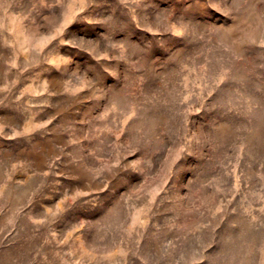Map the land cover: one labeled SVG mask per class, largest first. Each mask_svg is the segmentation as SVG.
Wrapping results in <instances>:
<instances>
[{"label": "rangeland", "instance_id": "374dc122", "mask_svg": "<svg viewBox=\"0 0 264 264\" xmlns=\"http://www.w3.org/2000/svg\"><path fill=\"white\" fill-rule=\"evenodd\" d=\"M0 264H264V0H0Z\"/></svg>", "mask_w": 264, "mask_h": 264}]
</instances>
